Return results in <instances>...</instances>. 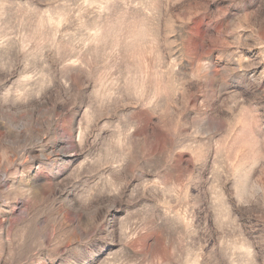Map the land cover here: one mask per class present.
I'll return each mask as SVG.
<instances>
[{"label": "rangeland", "instance_id": "obj_1", "mask_svg": "<svg viewBox=\"0 0 264 264\" xmlns=\"http://www.w3.org/2000/svg\"><path fill=\"white\" fill-rule=\"evenodd\" d=\"M0 264H264V0H0Z\"/></svg>", "mask_w": 264, "mask_h": 264}]
</instances>
